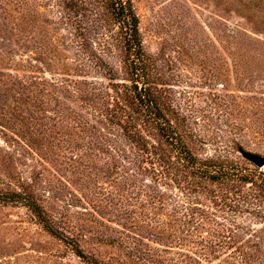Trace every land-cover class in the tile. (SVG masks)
<instances>
[{"label": "trees", "instance_id": "trees-1", "mask_svg": "<svg viewBox=\"0 0 264 264\" xmlns=\"http://www.w3.org/2000/svg\"><path fill=\"white\" fill-rule=\"evenodd\" d=\"M0 11L14 18L1 74L21 89L30 132L64 133L73 175L82 166L110 183L82 186L88 198H119L125 236L98 257L30 186L0 192V202L24 203L86 264H264V169L220 126L232 114L222 97L210 112L178 101L174 61L146 50L134 0H0ZM16 129L27 147L30 135Z\"/></svg>", "mask_w": 264, "mask_h": 264}, {"label": "rangeland", "instance_id": "rangeland-1", "mask_svg": "<svg viewBox=\"0 0 264 264\" xmlns=\"http://www.w3.org/2000/svg\"><path fill=\"white\" fill-rule=\"evenodd\" d=\"M134 2L146 50L174 61L178 81L173 83L185 110L193 105L210 112L212 97L219 95L232 109L229 121H220V126L235 131L250 151L264 157V0ZM13 19L0 11V43L11 37ZM17 52L25 55L22 49ZM4 71L0 66V192L30 186L37 197L31 199L62 222L67 234L78 236L86 253L108 258L118 249L115 238L126 232L119 198H105L107 191L86 196L89 189L82 184L89 185L94 175L82 166L77 169L82 174L73 175L70 152L62 148L64 133L30 132L16 103L21 89L1 74ZM18 126L30 135L27 147L17 141ZM208 150L212 152V146ZM94 184L111 190L101 176ZM0 264L86 263L45 230L24 203L0 202ZM127 264L139 263L128 258Z\"/></svg>", "mask_w": 264, "mask_h": 264}, {"label": "water", "instance_id": "water-1", "mask_svg": "<svg viewBox=\"0 0 264 264\" xmlns=\"http://www.w3.org/2000/svg\"><path fill=\"white\" fill-rule=\"evenodd\" d=\"M246 158H248L250 161L254 162L257 166L263 167L264 166V157L252 152V151H247L244 153Z\"/></svg>", "mask_w": 264, "mask_h": 264}]
</instances>
